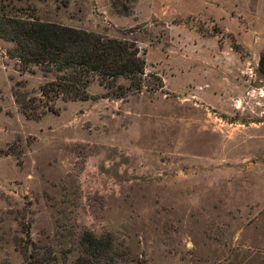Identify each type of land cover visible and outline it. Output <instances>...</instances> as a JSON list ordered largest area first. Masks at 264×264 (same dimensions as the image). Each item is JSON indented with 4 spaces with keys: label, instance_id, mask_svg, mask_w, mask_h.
<instances>
[{
    "label": "rangeland",
    "instance_id": "1",
    "mask_svg": "<svg viewBox=\"0 0 264 264\" xmlns=\"http://www.w3.org/2000/svg\"><path fill=\"white\" fill-rule=\"evenodd\" d=\"M133 43L142 86L30 120L0 39V264H264V0H0ZM116 86L128 87L118 79Z\"/></svg>",
    "mask_w": 264,
    "mask_h": 264
},
{
    "label": "trees",
    "instance_id": "2",
    "mask_svg": "<svg viewBox=\"0 0 264 264\" xmlns=\"http://www.w3.org/2000/svg\"><path fill=\"white\" fill-rule=\"evenodd\" d=\"M0 39L13 44L6 55L13 59L18 72L52 78L39 86V95L32 96L23 82H15L12 97L20 113L30 120H39L46 113L58 114L57 100L85 101L87 88L96 81L105 88H115L117 97L136 92L142 86L145 61L138 48L130 42L104 37L57 23L43 22L34 16L18 18L0 14ZM118 79L128 81V87L116 86ZM87 257L78 264H94V257L109 243L86 237Z\"/></svg>",
    "mask_w": 264,
    "mask_h": 264
}]
</instances>
